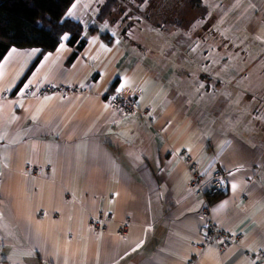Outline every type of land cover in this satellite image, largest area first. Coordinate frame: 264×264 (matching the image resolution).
Listing matches in <instances>:
<instances>
[{
  "label": "crops",
  "instance_id": "crops-1",
  "mask_svg": "<svg viewBox=\"0 0 264 264\" xmlns=\"http://www.w3.org/2000/svg\"><path fill=\"white\" fill-rule=\"evenodd\" d=\"M100 1L77 0L71 12L87 38L71 63L64 39L15 93L39 49L18 50L0 71V264H264L261 98L230 75L232 102L211 71L216 84L202 87L198 63L155 51V65L117 32L105 43ZM227 1L228 15L243 19L226 33L227 44L259 37L261 57L241 72L264 84V0ZM91 25L97 30L89 33ZM118 82L139 88L135 112L109 106ZM47 84L62 89L37 96ZM188 156L202 176L196 187L188 184ZM216 172L225 188L209 198ZM208 198L212 220L229 236L224 251L197 247ZM93 219L101 229L90 226ZM124 222L127 236L119 238Z\"/></svg>",
  "mask_w": 264,
  "mask_h": 264
},
{
  "label": "trees",
  "instance_id": "trees-1",
  "mask_svg": "<svg viewBox=\"0 0 264 264\" xmlns=\"http://www.w3.org/2000/svg\"><path fill=\"white\" fill-rule=\"evenodd\" d=\"M76 1L0 0V71L7 60L18 50L39 49L36 58L13 89V93L20 88L43 57L56 49L62 42L60 37L64 34H68L67 43L73 47L67 58L68 64L75 59L83 48L87 40L84 36L86 26L82 19L67 15L68 10L71 9L72 12L73 5L76 6ZM226 1L101 0L97 17L103 22L108 20L111 25L110 28L115 30L118 35L129 38L143 49L145 46L162 47L165 40H161L157 33L154 34L150 30H153L154 27L162 34L168 28L169 23H171L170 27L173 30L196 34L204 42L208 43L213 40L214 42L219 40L226 42V37L218 40L212 38L213 29L218 25V21H235L234 17H227L225 14L229 3ZM224 3L225 10H223ZM214 8L220 11L214 12ZM195 9L199 10L198 14H195L197 12L194 11ZM205 17L208 18L205 19ZM36 21H42V24L38 25ZM198 27L204 31V34L200 33ZM87 30L92 33L97 30V27L91 25L87 27ZM101 36L109 45L116 40V36L110 31L102 33ZM155 50L157 51V49ZM199 76L206 78V83L202 84L204 89H210L214 87L212 85L216 84H211V77L205 72ZM258 95L261 99L256 105V109H260L258 108L260 105L264 107V94L261 92ZM255 102L257 103V101Z\"/></svg>",
  "mask_w": 264,
  "mask_h": 264
},
{
  "label": "rangeland",
  "instance_id": "rangeland-1",
  "mask_svg": "<svg viewBox=\"0 0 264 264\" xmlns=\"http://www.w3.org/2000/svg\"><path fill=\"white\" fill-rule=\"evenodd\" d=\"M98 0H95V3H97ZM77 3V1L75 2ZM89 3V2H88ZM227 3V1H226ZM218 5V4H216ZM118 6V5H117ZM79 6H76L75 11H78ZM119 7V6H118ZM223 7V6H222ZM223 10H225V3H224V8ZM194 11H197L195 14L199 13V10L195 9ZM220 11L217 8H214V12ZM227 11L229 12L230 10H228V5L226 8V15L227 17H230L227 13ZM232 16V14H231ZM239 17V16H238ZM208 17H205V19H207ZM87 21L88 16L85 18ZM229 20H222V21H218V25L214 27L213 29V34H212V38L215 40L218 39H224L226 37V33L228 34V32H231V29L233 28L234 24H237L238 21H231L228 22ZM171 26V23L168 24V28L162 32L157 29V28H152L153 30H150V32L152 33H157L158 34V38H161V40H165L164 41V45L160 48L154 46V48H152L151 46H145V48L143 49L142 47L141 49V55L143 57H145L147 60H155L154 64L157 65L158 64V58L155 57H151L150 55L155 52V49H157L158 51H161L162 53V57L166 55L169 56V58H171V60H179V58H182L183 63H198L196 66L198 67L199 71H204L205 74H207V72L211 71L212 75H217L218 77H220L222 79V83L220 84L222 87V91H229L232 94V102L233 99H235V97H237L238 95H236L235 92H231L230 91V86H232V79H236L238 80V83L236 84V82L234 83V85H238L239 89L241 91H245V90H249L251 91L252 95L257 96L258 93H260L262 91V93L264 94V84H254L253 83V73L251 72L250 74H244L241 72V70L245 67V65H247L249 62H251V60H255L254 59V54H256L257 56H260L258 54V52H255L256 49H259L262 47V43H259L260 39L257 36H251L250 34H246V40L244 42H237L235 40H232L233 44L228 45L227 44V38H225L226 42L219 40V41H215L214 40L211 42L209 41L204 42L202 39H200L199 36H197L196 34H190L188 32L185 31H176L173 30ZM101 29H104L106 31H110L111 33H113L114 35L116 34V31L113 30L110 25V23L108 22V20H104L103 24L100 25ZM198 29H200L198 27ZM200 33L204 34V31L202 29H200ZM251 39L253 38L256 41V45L255 49H248V43H247V39ZM258 42V43H257ZM211 43V44H209ZM150 51V52H149ZM261 52V51H260ZM262 55V52H261ZM261 57V56H260ZM201 59V60H199ZM259 62H263V60H259ZM163 63V61H162ZM236 67V68H235ZM171 70H177L179 71V67H171ZM257 73H259V70L257 69ZM230 75H234L233 78L230 79V82L228 83L227 78ZM261 75V72H260ZM240 76V77H239ZM264 79V78H263ZM254 85V86H253ZM253 89L255 92H253ZM245 93V92H244ZM224 100V98H220L218 99V103H221V106L224 108L225 106L222 105V101ZM246 101H244L245 103ZM216 103V101L212 104V106ZM249 104V102H247V105ZM220 106V105H219ZM218 109V108H217ZM259 115H261V112L259 113ZM262 116V115H261ZM246 124V122H245ZM250 124V122L248 123ZM191 182V180L189 181V183ZM188 183V184H189ZM99 230V229H98Z\"/></svg>",
  "mask_w": 264,
  "mask_h": 264
},
{
  "label": "built area",
  "instance_id": "built-area-1",
  "mask_svg": "<svg viewBox=\"0 0 264 264\" xmlns=\"http://www.w3.org/2000/svg\"><path fill=\"white\" fill-rule=\"evenodd\" d=\"M117 88L120 91H117ZM62 89L61 85H54V84H47L44 87H41L37 90L36 95L41 96L47 92L51 93H58ZM139 88L137 87H130L127 84H122L118 82L115 86L113 91L108 97L109 106L122 114H130L137 110V97L139 96ZM189 158V157H188ZM195 163H190V169L192 170V178L191 182L189 183L190 186L196 187L201 179V174L196 169ZM31 171L37 172L38 168L35 166H31ZM225 188V183L220 175V172H216L213 174L211 179V183L205 194L209 198H214L215 196L223 193ZM209 198L206 200L205 205L199 210L198 215L205 218V239L203 240L204 246L208 244H215L218 249L223 250L224 247L229 243V236L228 233L216 225V223L212 220L210 214V206L211 201L209 202ZM0 212H1V205H0ZM127 223L124 222L119 226L117 230V234L119 238H126V231H127ZM100 222L98 220H92L90 222V226H92L95 230L101 229Z\"/></svg>",
  "mask_w": 264,
  "mask_h": 264
},
{
  "label": "bare ground",
  "instance_id": "bare-ground-1",
  "mask_svg": "<svg viewBox=\"0 0 264 264\" xmlns=\"http://www.w3.org/2000/svg\"><path fill=\"white\" fill-rule=\"evenodd\" d=\"M241 19V18H240ZM239 19V20H240ZM238 20V21H239ZM242 20L243 19H241L238 23H241L242 22ZM259 36H261V35H259ZM247 43H248V49L250 50V49H255L256 47H255V43H256V41L253 39V38H249V39H247ZM258 43V42H257ZM154 47V46H153ZM152 47V48H153ZM253 47H255V48H253ZM156 51V50H155ZM256 51L257 52H259L260 51V48L259 49H256ZM157 52V51H156ZM259 60V59H258ZM189 157V158H188ZM187 158H186V162H188L187 163V166L189 167V168H191L190 167V163L191 164H193L194 162L192 161V158L190 157V156H188ZM190 185V184H189ZM121 226V225H120ZM128 229V228H127ZM126 235H127V231H126ZM119 236V235H118ZM227 246V245H226ZM226 246L224 247V249L223 250H220V251H224L225 249H226ZM197 247H198V249L200 250V251H202L204 248H205V246H204V244H203V241H201V242H198V245H197Z\"/></svg>",
  "mask_w": 264,
  "mask_h": 264
},
{
  "label": "snow or ice",
  "instance_id": "snow-or-ice-1",
  "mask_svg": "<svg viewBox=\"0 0 264 264\" xmlns=\"http://www.w3.org/2000/svg\"><path fill=\"white\" fill-rule=\"evenodd\" d=\"M145 2H147V0H145ZM73 7H75V5H73ZM67 15H71V9L68 10V13ZM36 23L39 25V24H42V21H36ZM68 38V34H64L63 36L60 37V39L64 40V39H67ZM60 47H63V44L60 45ZM25 87H28V85H25ZM117 91L119 92L120 89L117 88ZM233 187H235V185H233Z\"/></svg>",
  "mask_w": 264,
  "mask_h": 264
},
{
  "label": "flooded vegetation",
  "instance_id": "flooded-vegetation-1",
  "mask_svg": "<svg viewBox=\"0 0 264 264\" xmlns=\"http://www.w3.org/2000/svg\"><path fill=\"white\" fill-rule=\"evenodd\" d=\"M222 194V193H221ZM220 195V194H219Z\"/></svg>",
  "mask_w": 264,
  "mask_h": 264
}]
</instances>
